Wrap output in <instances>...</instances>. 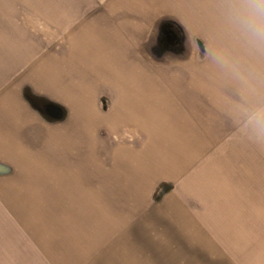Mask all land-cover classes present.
I'll use <instances>...</instances> for the list:
<instances>
[{"label": "rangeland", "instance_id": "374dc122", "mask_svg": "<svg viewBox=\"0 0 264 264\" xmlns=\"http://www.w3.org/2000/svg\"><path fill=\"white\" fill-rule=\"evenodd\" d=\"M169 10L185 39L178 50L182 41L174 37L168 51L155 36L163 53L154 64L164 65L170 90L165 103L149 106L153 115H183L195 125L203 108L207 117L209 106L222 113H213L215 122L202 118L200 132H183L181 148L156 150L146 132L151 122L124 120L114 131L112 119L83 143L75 136L72 174L64 179L27 176L30 184L9 187V200H2L0 184V214H9L0 215V264H264V145L237 123L242 86L214 59L221 51L242 63L249 58L225 29L215 0H169ZM139 73L158 80L152 71ZM190 81L200 84L193 88L200 102L186 99L193 96ZM174 96L181 101L171 106ZM98 107L107 115L113 105ZM130 156L140 176L134 163L120 162Z\"/></svg>", "mask_w": 264, "mask_h": 264}, {"label": "crops", "instance_id": "0c3cea01", "mask_svg": "<svg viewBox=\"0 0 264 264\" xmlns=\"http://www.w3.org/2000/svg\"><path fill=\"white\" fill-rule=\"evenodd\" d=\"M169 11V0L0 1L2 200H9L10 186L30 184L24 181L27 176L36 179L47 173L49 178L64 179L66 172L71 173L67 163L73 157L75 136L81 137L80 142L89 140L112 119L108 127L114 131L122 130L124 120L152 123L162 119L160 125L146 124L153 150L181 148L179 138L183 132L192 128L198 132L202 118L215 122L213 113L219 111L215 106L207 109L211 111L209 117L204 115V108L200 110L202 117L196 126L183 115L154 116L149 107L165 103L162 96L170 85L163 77L164 65L154 64V57L163 53L155 36L161 38L168 51L174 37L178 44L182 41L178 50L184 44V32L171 23ZM139 71L144 75L152 71L158 80L139 76ZM189 84L193 96L187 94L186 99L200 102L199 93L196 96L193 90L200 84ZM104 101L113 105L107 115L104 108L98 107ZM180 101L181 97L174 96L168 97L167 103L174 106ZM143 106H147L144 113ZM186 117L195 121L199 116ZM127 127L132 130L130 124ZM199 136L195 140L200 147ZM89 148L88 144L86 151ZM63 157L66 161H57ZM120 162L134 163L131 170L140 176L136 168L141 165L136 158H121ZM53 166L65 171L57 172ZM10 169L17 176L12 181L8 177Z\"/></svg>", "mask_w": 264, "mask_h": 264}, {"label": "clouds", "instance_id": "9594fccd", "mask_svg": "<svg viewBox=\"0 0 264 264\" xmlns=\"http://www.w3.org/2000/svg\"><path fill=\"white\" fill-rule=\"evenodd\" d=\"M225 29L235 37L247 63L218 52L216 64L242 86L236 119L248 138L264 145V0H215Z\"/></svg>", "mask_w": 264, "mask_h": 264}]
</instances>
